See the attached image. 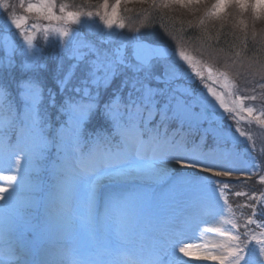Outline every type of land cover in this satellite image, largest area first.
Here are the masks:
<instances>
[{"label":"snow or ice","instance_id":"obj_1","mask_svg":"<svg viewBox=\"0 0 264 264\" xmlns=\"http://www.w3.org/2000/svg\"><path fill=\"white\" fill-rule=\"evenodd\" d=\"M172 2L183 5L199 0ZM228 2L217 0L214 8ZM120 3L116 0L109 14L108 0H103L104 15L95 13L106 28L124 27L118 20ZM235 3L244 7L246 0ZM259 6L261 0H254L253 7ZM7 7L14 6L0 3V8ZM20 7L48 21L86 23L80 19L83 13L68 11L63 4L61 15H56L55 0L26 6L20 0ZM27 22L26 16L12 13L4 27L7 34L0 35V221L4 231L0 264H37V254L39 264H188L181 255L215 264H264V231L256 234L248 227L256 224L264 229V194L248 197L259 200L258 205H240L251 210L243 225L225 221L236 229L234 233L204 229L216 231L223 243L201 246L195 240L182 243V236L185 228L198 227L202 220L196 215L165 219L160 205L137 188L172 184L184 192L190 208L212 217L230 210L229 193L247 195L231 192L232 182L220 179L238 171L251 174L235 166L240 162L236 147L245 133L239 127L235 129L239 136L224 131L225 113L232 109L222 97L208 87L223 109L219 112L212 101L196 94L177 53L158 34L138 33L112 46L115 34L111 32L107 39L101 34L97 44L80 37L76 29L44 26L46 43L50 32L59 37L51 58L55 63L50 65L34 44L35 34L24 27ZM13 27L19 30V42ZM31 28L39 30L40 25L33 23ZM178 55L191 66L192 57L183 51ZM193 72L202 78L201 72L194 68ZM258 87L264 89V83ZM245 99L256 97L237 96L236 107L252 116L253 108L243 106ZM48 108H56L62 121L54 130ZM97 115L106 122L104 129L86 133ZM205 122L209 126L199 132L198 139L189 140ZM210 159L226 163H209ZM171 163L190 171L176 176L168 167ZM254 168L264 170V162ZM45 174L53 191L41 196ZM260 182L264 183V176ZM174 223L182 227L169 226ZM38 229L40 248L28 239Z\"/></svg>","mask_w":264,"mask_h":264},{"label":"rangeland","instance_id":"obj_2","mask_svg":"<svg viewBox=\"0 0 264 264\" xmlns=\"http://www.w3.org/2000/svg\"><path fill=\"white\" fill-rule=\"evenodd\" d=\"M37 0H24L25 6L28 3H36ZM217 0H199V2L188 4L185 2V4L181 5L180 3H174L172 0H129V2H125V0H121V3L119 5L118 10V20L122 21L124 23L123 28H117L113 26L112 29H108L105 27L103 21L101 20L100 16L104 15L105 10L101 7V4L103 3V0H55L56 7L54 8V12L56 15H61L59 8L60 5H66L68 11H77L81 12L84 15L81 16V20L85 21L83 26H79L76 24H73L71 22L65 23L63 20L60 21H48L44 20L42 17H39L36 13H25L23 14L16 12L15 9L11 8V11L9 13H14L16 16L24 15L28 18L27 24L24 26L26 29L31 31L35 34V40L34 44L37 41V38H43V41L41 44H44L45 46L52 45L54 48H57L58 50V41L59 37L57 34L51 33L49 34V39L47 43L45 42L44 38V26L49 27H63L68 29H76L78 32V35L88 41H92L94 43L99 44V41L101 39V34H103V38L107 39L108 33H114L115 35L112 37L113 45L116 43H119L120 41H123L124 38L122 37V33L124 29H128L127 27H133L137 26V21L139 22V25H144V29L146 32H152L154 34H158L160 38H165L164 41H166L167 38L170 40H173L171 37H178V35L181 34H175L171 33V30H164V29H156L158 26L153 24L151 19H156L158 21V25L161 27L163 21L166 22V24H172L174 28L169 29H181L186 30L188 33V36H191L192 39H194V35L191 31H188L190 28L191 30H194L195 32H199L202 34L203 39L199 42L201 44L198 45L202 47V49L206 50L209 47H212L213 53L207 54L208 62H212L216 67H219L221 69L229 70L230 75L233 76L232 79L236 81L235 84L239 83L244 91V94H247V96H255L256 99H245L247 107L255 108L259 106L260 104L264 105V101L260 100L259 93L257 94H251V90H257L258 87L254 86L252 82H257L259 80H264V60H258V63L254 60L250 61L251 57L249 54H247L246 48H248V44L251 43L255 44V46L249 47L251 50V53L255 52L258 56H262L264 54V0H261V6L259 7H253V0H246L245 6L240 7L237 3H235V0H230V2L224 4L221 8L215 9L214 5L216 4ZM0 3H3L5 5L11 4L12 0H0ZM116 3V0H108V13L110 14L112 11V5ZM167 3V7L164 6V4ZM6 8H0V13L3 12V10ZM80 10V11H78ZM93 12V16L91 18L87 17V12ZM99 12L100 16H96L95 13ZM9 15L6 16V18H9ZM142 16V17H141ZM8 19L1 18L0 17V35H6L7 33L4 31L5 23ZM41 20H43L45 23L41 24ZM35 23L40 25L39 30L32 29L31 25ZM44 24V25H43ZM91 25V27H89ZM229 27L232 31L240 35V38L237 39L238 43L242 47L240 53L242 54V58H239L238 61H231L227 62L226 57L222 55H217L218 47L217 41L222 38V33L225 28ZM135 29V27H133ZM248 29V30H247ZM142 29H138V31L134 32V35L138 33L145 32ZM11 32L15 35L16 40L19 42L20 36H19V30L15 29L14 27L11 29ZM178 39V38H177ZM181 39V38H180ZM179 39V40H180ZM259 41V42H258ZM181 42V40H180ZM47 44V45H46ZM104 47H107L106 45H103ZM256 47V48H255ZM183 50V48H182ZM182 50H175L177 53L176 59L180 62V64L183 67V70L188 75L190 72L193 71V68L197 70L196 68L197 63H191V66L189 65L188 61H182L179 58L178 53ZM221 50V49H220ZM186 52V51H183ZM204 52V51H203ZM208 53V52H207ZM254 53V54H255ZM256 55V56H257ZM203 56V54H202ZM17 60H19V57L17 56ZM204 67H210L206 65L204 62L203 66L200 67L198 70L199 72H203ZM212 70L213 67H210ZM235 76V77H234ZM222 82L219 83L216 81V76L212 75L210 77H207L208 82H210V87L213 84L221 86L222 89L225 88V97H222L220 95L221 92L215 91L214 88H212L216 93H218L225 105L229 108L236 111V104L235 100L232 99L231 93H232V82L226 83L224 78L219 77ZM192 83L194 82L191 80ZM218 82V83H216ZM215 86V85H214ZM213 87V86H212ZM206 93V98L208 100L213 101L212 104L215 106L216 109H218L219 112H223V109H220L219 102L215 99L213 95H211L208 92V89H205L203 94ZM211 112V109H210ZM227 113V114H231ZM244 116L246 112H241ZM260 115V114H259ZM229 121H223V129L224 131H231L236 136H239L238 132H235V129L237 128L236 125H234L232 122L233 120L228 118ZM225 120V119H224ZM259 121H262L261 117L259 118ZM212 127H216V124L213 123ZM243 132L242 127H239ZM246 132V131H245ZM240 140L242 141L240 145L247 144V138L246 136L240 137ZM237 152V151H236ZM239 153V152H238ZM254 157L255 159L252 160L251 158ZM239 163L236 164V167H239L243 169L245 173H251L250 175L246 174V176L243 175H236L234 177L235 180H241L242 178H253L254 176H257V179L254 181V184L256 185H264V183L260 182V176L258 172L255 171L254 165L257 164V156L255 150L251 148L246 149V153L242 154L240 153L239 156ZM183 170H180V168L176 167L174 168V173H181ZM184 171H190V169H186ZM179 173V174H180ZM241 173V172H240ZM239 178V179H237ZM173 192L178 199H183V191L175 190V189H164L163 187L158 190V194L155 199H153L154 203H158L160 205L161 214L166 209H174V206L166 205V203H163L164 198L162 196L170 195V193ZM162 197V198H161ZM184 197L186 198V195L184 194ZM187 199V198H186ZM168 218V214L165 215ZM166 218V219H167ZM229 220L228 218L224 217H217L212 222H217L218 225L216 227H213L211 224L209 225L206 223L205 226H201L198 229V233L200 234V239L196 242L199 243L201 246L203 245H219L223 243V237H221L216 231H204V229H219L220 231H228L233 232L234 229L231 228V224L225 223V221ZM264 231V229L260 230ZM234 233V232H233ZM217 250V249H213ZM190 251L194 254L197 252L196 248L190 249ZM189 258V257H187Z\"/></svg>","mask_w":264,"mask_h":264},{"label":"trees","instance_id":"obj_3","mask_svg":"<svg viewBox=\"0 0 264 264\" xmlns=\"http://www.w3.org/2000/svg\"><path fill=\"white\" fill-rule=\"evenodd\" d=\"M151 21H152L153 24L157 25L161 29L171 30L172 31L171 33H175V34H181V35H178V38H182V39H184V40H186V41H188V42H190L192 44H193V42L195 43L196 41H200V40L203 39L201 37L202 34L199 33V32H197V31H196V34L198 36H200V38H198V39H195L194 38L192 40L191 36H188L186 30H183V32H182L181 29H177L176 27H175V29H169V27L170 28H174V26H172V24H166L165 21L162 22L164 24H162L161 27H160L158 25V21L156 19H153V20L151 19ZM189 30L191 31V29H189ZM224 31H225V33L223 32L221 34L222 35V38L220 40H218V44L220 45V47L222 49L228 48V52H230L231 50H233L236 53H240L242 47L240 46V44L237 41V39L240 38V35L237 34V33H235L234 31H232L229 27L225 28ZM203 41H205V40L203 39ZM247 46H248V48H246V51H245L247 54H249L251 57H253V55H254L253 58H256L258 60H260V59L261 60H264V54H263V57H262V56H258L255 52H254L255 54L253 52L251 53V50L249 49V47H252L253 48V46H255V44L251 43L250 45L248 44ZM233 51H232L231 54H233ZM256 59H252V60H254L255 62L258 63L259 61H257Z\"/></svg>","mask_w":264,"mask_h":264},{"label":"bare ground","instance_id":"obj_4","mask_svg":"<svg viewBox=\"0 0 264 264\" xmlns=\"http://www.w3.org/2000/svg\"><path fill=\"white\" fill-rule=\"evenodd\" d=\"M168 167H169L170 171L174 172V164H169ZM184 170H186V169L183 167V171H184ZM211 225H212L213 227H216V226L218 225V223H217V222H211ZM0 240L3 242V243H1V245H0L1 248H2V250H3L4 237H1ZM215 251H217V250H213V253H214V254H215ZM196 253H197V252H195L194 255H195ZM2 256H3V252L1 251V252H0V257H2ZM182 260L187 261L188 264H213V263H215L214 261H209V260H198V259H191V258H186V259H182ZM37 264H39V263H37Z\"/></svg>","mask_w":264,"mask_h":264}]
</instances>
